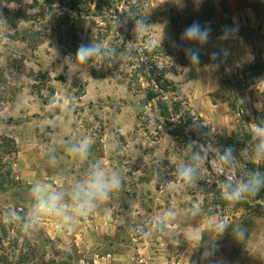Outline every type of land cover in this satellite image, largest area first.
Here are the masks:
<instances>
[{"label":"rangeland","instance_id":"374dc122","mask_svg":"<svg viewBox=\"0 0 264 264\" xmlns=\"http://www.w3.org/2000/svg\"><path fill=\"white\" fill-rule=\"evenodd\" d=\"M98 1L0 0L8 23L0 35L2 248L24 253L20 264H264V191L230 206L212 165L195 188L176 179L190 139L233 147L240 175L256 167L242 150L251 123L264 121V0H107L100 9ZM121 12L126 23L116 30L111 20ZM135 17L146 18L145 32H133ZM194 21L211 28L199 65L183 51L193 45L180 41ZM225 27L237 31L220 40ZM92 40L115 54L70 75L66 58ZM221 48L227 57L210 59ZM154 76L168 87L148 101ZM158 101L170 117L159 116ZM85 135L95 140L92 155L78 161L66 149ZM110 143L118 149L109 151ZM96 160L120 174L122 188L74 229L47 218L25 232L5 221L7 212L31 207V184L68 188ZM209 217L229 229L216 236ZM239 227L246 229L240 241L232 235ZM200 234L203 241L192 239ZM215 243L214 256L201 255Z\"/></svg>","mask_w":264,"mask_h":264},{"label":"clouds","instance_id":"9594fccd","mask_svg":"<svg viewBox=\"0 0 264 264\" xmlns=\"http://www.w3.org/2000/svg\"><path fill=\"white\" fill-rule=\"evenodd\" d=\"M123 17V19H122ZM127 15L115 16L111 20V25L118 30L125 26ZM149 28L146 18L135 17L133 24L134 33H143ZM8 23L0 16V35L6 32ZM237 30L225 27L218 39L227 40L232 37ZM211 28L209 25H201L194 21L187 26L180 36V41L187 42L190 47H184L183 51L191 65H199L201 50L208 43ZM6 38V37H5ZM163 32L161 34V41ZM160 41V45H161ZM152 46L153 42H149ZM115 54V49L104 47L102 41H90L79 44L74 57L66 58V65L70 75L81 74L90 64L105 62L107 58ZM228 50L221 48L219 51L209 53L210 59L226 58ZM138 61V60H136ZM95 140L90 135H85L78 142L70 144L66 151L71 158L78 161H87L92 155V146ZM193 149L191 155L176 168V179L181 186L195 188L201 179V172L206 164H210L218 175L223 177L221 181V194L224 200L231 206L241 202H247L264 191V121L251 123L249 129L248 147L242 151L248 159L256 166L249 169L246 174L240 175L237 172L238 157L235 155L233 147H219L204 143L199 140H192L188 144ZM119 145L110 143L107 145L109 151H116ZM50 159H55L54 156ZM122 188V178L117 171H109L99 160L93 162L84 174L68 188L56 187L51 183L37 181L31 184L29 189L31 207L23 215L16 211L6 213L4 219L7 223L20 224L25 232L38 228L47 219H55L61 228L72 230L83 219L88 218L100 206L109 202L113 195ZM201 208L198 203H194L191 208V215L196 217L200 214ZM166 215L169 218L174 216V212L169 210ZM164 231L165 225L161 222L158 225ZM230 225L228 221L221 218H211L208 221V231L216 236L223 235ZM233 237L240 241L246 235L243 227L232 230ZM192 239L203 241L204 236L194 235ZM218 250L217 243L211 245L201 255L214 256Z\"/></svg>","mask_w":264,"mask_h":264},{"label":"trees","instance_id":"16d2710c","mask_svg":"<svg viewBox=\"0 0 264 264\" xmlns=\"http://www.w3.org/2000/svg\"><path fill=\"white\" fill-rule=\"evenodd\" d=\"M99 3V4H98ZM103 3L104 5H107L108 2L107 0H100L96 3L97 8L100 9L103 6L100 4ZM152 75V74H151ZM161 76H154L153 80H154V87H156L157 90H154L153 87H150L147 91V96L146 99L148 101H153L155 99H159L161 98V92L167 90V82L165 80H162V78H160ZM156 106L157 109L159 111V116H161L162 118H168L171 116V112H170V108L165 104L162 103L161 101L156 102ZM176 113H178V110L175 109ZM181 121V119H180ZM187 124H189L188 122L184 124V126H186ZM4 233V231L1 229L0 230V264H20V263H27V259H24L23 256H25V254L21 253L19 256L16 255V257L13 255L11 256L10 253L4 251V248H2V243L5 242V240L8 238L6 236V234H1ZM20 262H19V261ZM18 261V263H16Z\"/></svg>","mask_w":264,"mask_h":264}]
</instances>
